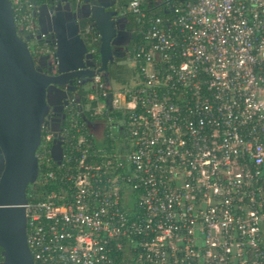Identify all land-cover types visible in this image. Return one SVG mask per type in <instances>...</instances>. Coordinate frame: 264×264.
I'll return each mask as SVG.
<instances>
[{
	"label": "built area",
	"instance_id": "obj_1",
	"mask_svg": "<svg viewBox=\"0 0 264 264\" xmlns=\"http://www.w3.org/2000/svg\"><path fill=\"white\" fill-rule=\"evenodd\" d=\"M9 1L18 34L44 37L38 5ZM127 11L141 37L111 97L125 132L98 146L82 115L112 118L96 60L97 102L69 101L58 164L42 124L38 164L55 167L40 182L59 187L24 204L34 264H264V0H128ZM84 32L94 53L99 34ZM33 50L54 59L45 42Z\"/></svg>",
	"mask_w": 264,
	"mask_h": 264
},
{
	"label": "water",
	"instance_id": "obj_2",
	"mask_svg": "<svg viewBox=\"0 0 264 264\" xmlns=\"http://www.w3.org/2000/svg\"><path fill=\"white\" fill-rule=\"evenodd\" d=\"M115 0H47L36 11L39 30L54 48L53 73L42 71L48 54L35 63L26 40L19 36L9 0H0V248L3 264H34L26 238L24 204L26 188L38 175L36 150L41 142L42 124L48 107L62 112L70 96L73 81L86 83L95 73L94 54L89 52L83 19H89L99 34L98 52L106 83L107 65L116 54L113 45L121 44L127 17L115 21L108 10ZM119 15V14H118ZM114 24H117L115 27ZM35 39L42 40L40 34ZM82 83V82H81ZM79 96V95H77ZM110 93L107 95V103ZM57 112L50 121L56 137L50 147L51 157L61 160L62 141L58 132L65 114ZM101 121V120H98ZM102 122V121H101ZM95 120H87L95 143L103 146V128L98 135L92 129Z\"/></svg>",
	"mask_w": 264,
	"mask_h": 264
},
{
	"label": "flooded vegetation",
	"instance_id": "obj_3",
	"mask_svg": "<svg viewBox=\"0 0 264 264\" xmlns=\"http://www.w3.org/2000/svg\"><path fill=\"white\" fill-rule=\"evenodd\" d=\"M127 5H128L127 0H115L114 4L111 7L108 8V10H110V11H113V10L117 11V13L115 15H112V19L114 21L118 17H120V15H118L119 9H121V8H123V9L126 8L127 9ZM127 13L129 14V11L126 12V15H127ZM126 17H127V22H126L125 30L128 31V32H130V34L122 35L120 37L121 38L120 39L121 44H117V45H113L112 46V48L115 50L116 54H119L120 56H113L112 60L110 62H108L107 72H108V70H109V68L111 67L112 64L113 65L117 64L118 60H120V59L124 60V59H127V58L130 57V54H131V51H132V49H131V43H132V40H133L134 30H133V27H130V22H129L130 17L128 15ZM114 25H115V27L117 26V24H114ZM43 35H44V37H42V40H37L35 38H33L31 40H34L37 43V46L40 47L45 41H48L49 42V40H51L48 37H46L45 34H43ZM19 36H21V38L25 40V36L22 33H20ZM29 41L30 40H26L27 43ZM28 47H29V45H28ZM29 49L31 51L32 57H33V59H34V61H35L36 64H37V59H38L39 56H41L42 54H47V53L43 52V53H40L39 55H35L34 50L31 49L30 47H29ZM95 52H96V50H95ZM95 52L93 54H96ZM92 58L94 60V56ZM51 59L52 58L50 56L46 59L47 64H46V66L42 67V71L43 72H46V73L47 72L48 73H53L54 72V69H53L54 66H53V63H52ZM97 62L99 63L98 69L100 68L99 70L101 71L100 73H101L102 79L105 82V86L108 88V91H106L107 92L106 95H108V93H110L109 103L106 102L107 101V96L103 100V103H104V105L107 108L108 114L112 118H110V117L107 118V117H104L102 114H98V115L94 116L92 118V120H101L102 123H103V126L105 128V130H104L105 133L108 130H112L118 136L121 133L123 134L125 132V130H124V125L122 124L123 121L119 124V118L121 119V115H119L118 113L115 114L116 110L113 108V106H111L112 105L111 97H112V93H113V89H112L113 86H111L112 83L110 85L111 78H110V75L108 74L107 77L109 79V84H107L106 83V76H105V73H104L105 71L101 69V65L102 64H101V62L99 60ZM89 80H90V78L88 79V81ZM88 81H86V83H83L82 79H76V80H74L73 81V88H72L71 94H70V96H68L67 103L64 105L62 112H60L61 110H60V108L58 106L55 108V110H53L51 107H48V111H47V114H46L44 123L47 122L49 124V127H50V121H51V119L54 116H57V112H60V114L58 115L59 117H60L61 113L62 114L64 113L65 114L64 119L63 120L62 119L60 120V125H61V129H62L63 126H64V124H65L66 117H67V105H68L69 101L72 98H75V100L77 102H79L81 105L82 104H86V103H91L92 100L95 101V99L97 97V92H96L95 89L92 88L91 83H89ZM80 88L89 91V93L87 94V99L84 102H82V100L80 99V97L77 96V95H79ZM50 129H51V127H50ZM55 137H56V135L54 134V138ZM106 139H108V138H106ZM2 264H3V259H2Z\"/></svg>",
	"mask_w": 264,
	"mask_h": 264
},
{
	"label": "trees",
	"instance_id": "obj_4",
	"mask_svg": "<svg viewBox=\"0 0 264 264\" xmlns=\"http://www.w3.org/2000/svg\"><path fill=\"white\" fill-rule=\"evenodd\" d=\"M35 4L37 5H40L41 3H44L46 2L47 0H32ZM128 2V0H127ZM158 13V11L156 12ZM127 15L130 17L129 19V22H130V27H135V21H134V17L132 16L131 13H127ZM125 15V16H127ZM90 20L89 19H83L82 20V25L85 27L87 24H90ZM95 29V28H94ZM20 35V34H19ZM140 34L137 33L135 31V33H133V40H132V43H131V54H130V57L133 55V52H134V48H135V45L140 42ZM37 46V45H36ZM98 47H99V41L96 43V54H94V60L96 61H100V56H99V52H98ZM117 64L115 65H111V67L109 68L108 70V74L111 76V69L116 66ZM131 69V68H130ZM133 73L132 69L129 71L127 77L123 80L124 84H128V80H129V77L130 75ZM111 78V77H110ZM89 93V91L87 90H84L82 88H80V91H79V97L80 99L82 100V102H84L86 99H87V94ZM97 102V99L92 100L91 101V105H95ZM117 112V111H116ZM115 112V114H116ZM119 113V112H117ZM83 116H85L87 119L86 120H92L91 117H88L85 113H82ZM43 134H44V131H42V134L41 136L43 137ZM42 139V138H41ZM40 150H42V142H40V145L39 147L37 148L36 150V153L39 152ZM53 167H55V164L53 162H49L48 164H45V163H42L40 162L39 163V169H38V175H37V178L34 182L28 184L27 188H26V196H27V200L28 199H36V200H39L41 198H43L44 194L46 191H50L51 189H57L59 187V184H56L54 183L53 181H48L46 183H42L40 182V175L43 171L45 170H48V169H52ZM0 264H2V256H1V248H0Z\"/></svg>",
	"mask_w": 264,
	"mask_h": 264
},
{
	"label": "rangeland",
	"instance_id": "obj_5",
	"mask_svg": "<svg viewBox=\"0 0 264 264\" xmlns=\"http://www.w3.org/2000/svg\"><path fill=\"white\" fill-rule=\"evenodd\" d=\"M28 45L31 49H34L37 43L34 40H30L28 42ZM130 63H131V60H129V58L124 59V60L120 59L118 60L117 65L111 69L112 73L110 76L111 77L110 85L112 83L111 85L113 86L112 89H116L117 93L119 91L118 89L121 86L127 84V83L124 84L123 80L127 77L129 71L131 70ZM132 76H133V73L130 75L128 82L131 81Z\"/></svg>",
	"mask_w": 264,
	"mask_h": 264
},
{
	"label": "crops",
	"instance_id": "obj_6",
	"mask_svg": "<svg viewBox=\"0 0 264 264\" xmlns=\"http://www.w3.org/2000/svg\"><path fill=\"white\" fill-rule=\"evenodd\" d=\"M38 6H37V9L35 10V13L38 10ZM36 21H37V15H36ZM37 23H38V21H37ZM95 122H96V125H94L92 129L94 130V132H96L99 135L100 134V130L103 128V137H104V134H105V131L104 130H105V128L103 126V123L101 121H98V120H95Z\"/></svg>",
	"mask_w": 264,
	"mask_h": 264
}]
</instances>
